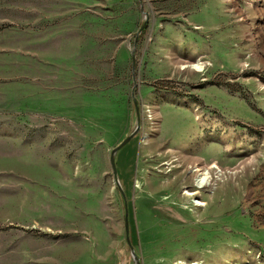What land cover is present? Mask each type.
Listing matches in <instances>:
<instances>
[{"label": "rangeland", "instance_id": "1", "mask_svg": "<svg viewBox=\"0 0 264 264\" xmlns=\"http://www.w3.org/2000/svg\"><path fill=\"white\" fill-rule=\"evenodd\" d=\"M131 251L264 264V0H0V264Z\"/></svg>", "mask_w": 264, "mask_h": 264}, {"label": "water", "instance_id": "2", "mask_svg": "<svg viewBox=\"0 0 264 264\" xmlns=\"http://www.w3.org/2000/svg\"><path fill=\"white\" fill-rule=\"evenodd\" d=\"M142 28V26L139 27V30L140 31ZM138 32L136 33L135 37L137 36ZM133 103L135 105V108H136V111H138V107H137V104H135V99L133 100ZM138 120V119H137ZM138 125H136L131 131L130 133L125 137L123 138L121 141H119L117 144H115V147H113L111 150H110V154L108 155L109 157V160L111 162V172L113 173L114 175V180H115V185L117 186L118 185V180H117V176H116V166H115V160H114V155L115 153L117 152V150L123 145L125 144L126 142H128V140L131 139V137L136 133L137 129H138ZM126 209H127V204H126V200H125V211H124V214L126 215ZM125 222H126V219H125ZM125 222H124V227L127 229L126 225H125ZM127 232V230H126ZM131 254L134 258V264H137L139 262V258L137 257L136 254H134V252L131 251Z\"/></svg>", "mask_w": 264, "mask_h": 264}, {"label": "bare ground", "instance_id": "3", "mask_svg": "<svg viewBox=\"0 0 264 264\" xmlns=\"http://www.w3.org/2000/svg\"><path fill=\"white\" fill-rule=\"evenodd\" d=\"M189 66H191L192 68H196V69H202L204 67L203 62H197V63H192ZM215 165V164H214ZM197 167V166H196ZM199 167V166H198ZM213 168H216V166H213ZM213 168H196L195 172H197V179H196V186L197 187H204V186H212L214 185V180L215 178H218L220 176L219 174V170L216 171V175L218 174V176L213 177ZM175 170V169H174ZM172 172V171H171ZM177 172V171H176ZM196 204H200L199 202H196Z\"/></svg>", "mask_w": 264, "mask_h": 264}, {"label": "trees", "instance_id": "4", "mask_svg": "<svg viewBox=\"0 0 264 264\" xmlns=\"http://www.w3.org/2000/svg\"><path fill=\"white\" fill-rule=\"evenodd\" d=\"M134 135H135V134H134ZM134 135H133L132 137H134ZM132 137H131V138H132ZM126 143H127V142H126ZM126 143H125V144H126ZM125 144H123V145H125ZM123 145H122V146H123Z\"/></svg>", "mask_w": 264, "mask_h": 264}]
</instances>
